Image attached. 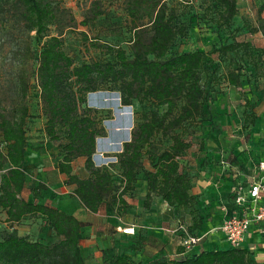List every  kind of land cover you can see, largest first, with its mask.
<instances>
[{"label":"rangeland","instance_id":"1","mask_svg":"<svg viewBox=\"0 0 264 264\" xmlns=\"http://www.w3.org/2000/svg\"><path fill=\"white\" fill-rule=\"evenodd\" d=\"M92 1L52 0L57 21L49 28L48 34H59L64 50L77 63L111 59L106 53L103 55L104 48L92 44L117 46L129 54L131 33L123 0H96L102 15L82 26L80 23L88 15ZM163 2L174 12L177 22L187 28L186 36L177 39L172 53L198 50L207 53L210 61L200 74V84L207 91L204 115L175 131L190 144L179 163L182 170L192 175L191 193L199 197V202L188 209L160 205L154 218L140 214L147 210L139 188L125 196L138 213L126 214L110 199L105 200L97 215L81 208L70 187L65 185V177L57 172L56 166L61 158L57 144L43 133L46 120L40 110L35 81V59L42 41L36 40L33 33L28 35L25 32L20 13L10 2L0 10V114L9 118L14 109L24 104L29 112L24 127L26 183L21 197L28 202L56 207L80 220L83 228L80 247L86 264H102L104 256L109 258L118 252L126 253L137 264L180 260L192 255L189 250L186 251L188 254L179 253L178 241L182 235L173 232L178 220L189 229L194 217L201 219L203 226L197 231L198 236L216 228L211 222L214 210L222 206L226 211L231 210V185L246 190L248 178L259 174L258 162L264 153V55L261 58L257 55L264 50V39L254 29L260 0H236L237 15L228 28L218 26V8L213 0ZM261 17L264 18V11ZM81 32L92 42L84 43ZM233 43L248 44V52L255 56H247L245 48L239 50L237 56L215 52ZM227 69L240 72V87L225 83L223 77ZM23 82L27 86L25 99L22 97ZM117 95L115 91L104 90L86 96V107L97 112L106 133L104 138L97 139L100 153H95L92 161L96 168H108L114 178L116 194L122 184L115 156L121 152L122 144L130 140V135L127 137L122 129L131 124L130 134L140 112L152 109L150 105L137 103L123 107ZM250 113L255 116L253 124L247 122ZM0 152H5L1 135ZM5 168L0 170V177ZM72 169L80 178L89 176L83 159L75 160ZM34 191L38 192L37 198ZM213 203L217 207L212 208ZM5 219L0 210V240L6 234H14L47 245L58 241L39 216L24 217L19 223H8ZM125 228L133 229V233L125 234ZM99 242L106 243L105 249H109L106 255H103L104 249L99 247ZM219 249L223 250L224 246Z\"/></svg>","mask_w":264,"mask_h":264},{"label":"trees","instance_id":"2","mask_svg":"<svg viewBox=\"0 0 264 264\" xmlns=\"http://www.w3.org/2000/svg\"><path fill=\"white\" fill-rule=\"evenodd\" d=\"M12 4L20 13L25 32L38 41L41 49L35 59V81L38 89L40 110L45 118L43 133L57 144L61 158L57 172L65 177V185L73 187L72 195L81 208L96 214L105 200L126 212L129 204L125 196L135 191L137 184H145L144 207L149 208L152 195L169 208L188 209L199 202L191 193L193 177L182 170L179 159L189 150L190 144L183 140L177 130L201 119L205 111L207 91L200 84V74L209 63V55L202 51L172 53L177 39L184 38L187 28L177 22L174 12L163 0H123L131 38L129 54L113 45H94L104 48L111 59L93 63H77L63 48L60 35H49L57 15L52 0H0L3 5ZM218 8V26L228 28L237 15L236 0H213ZM264 0H260L257 27L264 39ZM103 11L94 0L82 26L97 20ZM81 40L92 42L85 33ZM249 45L233 43L222 46L218 55L234 54ZM264 50L258 53L261 58ZM247 56L254 57L253 52ZM224 81L231 87L241 85V75L236 69H227ZM115 91L123 107L134 103L150 105L142 111L130 133V140L122 144L115 158L120 170L121 190L116 194L113 175L108 168H96L92 158L96 141L106 136L97 112L86 107V96L98 91ZM27 86L22 83V97L26 98ZM8 118L0 114V135L5 152H0V210L8 223H19L24 217H41L50 227L58 241L53 245L30 241L14 234H6L0 240V264H86L80 242L83 228L74 215L58 208L28 202L22 193L26 183L25 155L27 139L25 122L28 108L24 104L12 111ZM253 124L255 116L248 115ZM84 160L87 178L73 173L72 164ZM236 188V187H235ZM234 191H230L231 201ZM38 192L34 191L37 198ZM178 224L181 221L178 220ZM184 226V225H183ZM203 226L201 219H192L187 233L199 237L197 231ZM182 235V234H181ZM107 250H102L103 255ZM180 254H184L181 247ZM186 254V253H185ZM102 264H137L126 253L118 252ZM151 264H253L247 251L240 248L199 251L180 260H157Z\"/></svg>","mask_w":264,"mask_h":264},{"label":"built area","instance_id":"3","mask_svg":"<svg viewBox=\"0 0 264 264\" xmlns=\"http://www.w3.org/2000/svg\"><path fill=\"white\" fill-rule=\"evenodd\" d=\"M258 171L261 176L254 178L246 190L236 187L233 198V210L226 215L221 224L214 228L215 232L223 234L225 241L231 248H238L243 242L244 235L255 225L264 241V156L258 162ZM182 234L180 246L185 251L201 241V236L195 238L188 235L185 227L177 223L173 232ZM125 234L133 233V229H124ZM131 232V233H130Z\"/></svg>","mask_w":264,"mask_h":264},{"label":"crops","instance_id":"4","mask_svg":"<svg viewBox=\"0 0 264 264\" xmlns=\"http://www.w3.org/2000/svg\"><path fill=\"white\" fill-rule=\"evenodd\" d=\"M129 135L130 134H128V136ZM262 152H264V151H262ZM95 153L96 154L100 153V149H99L97 141H96V152ZM263 155H264V153H263ZM263 155L261 156V158L263 157ZM249 166L251 167V165H248V168H249ZM258 176L260 177L261 174L260 173L256 174L255 177L252 176L253 178L250 176L248 178V184L254 178H256ZM137 186L140 189V196H145V184L143 182H140L137 184ZM235 187H237V186L231 185L230 191L232 189H235ZM70 190H73V187H70ZM199 193L200 192L198 191V194ZM126 201L128 204H130L127 199H126ZM160 205L163 207L167 206L165 203H161L157 197L152 195V199H151L149 208L146 209L147 212L141 211L140 214H142V216L146 215V216H149V218H154V217H156V214H157V212H156L157 207ZM211 206H212V208L217 207L215 205V203L211 204ZM232 207H234L233 201H231V210L233 209ZM231 210L226 211L225 207H223V206L218 207V209L216 208V210H214V214L212 216L213 221H211V222L214 223V225L216 227H218L221 224V222L223 221V219L226 217V215L231 213ZM134 212L138 213V210L133 208L131 205H129L128 209L124 213L128 214V213H134ZM209 212H212V211H209ZM98 213H99V211L96 214H91V213L90 214L91 215H97ZM141 217H139V218H141ZM136 220H138V219H136ZM136 220H135V222L137 223L138 221H136ZM213 229L214 228H211L210 230H208V232H204L203 234H201V241L197 245L193 246L189 251H191L193 253H195V252L197 253L201 250H203V251H215V250H220L219 246H224L223 250L229 249L230 246L225 241L223 234L220 232H215ZM180 241H181V239L178 241L179 245H180ZM98 245H100L99 247L102 249L106 248L105 242H101V243L99 242ZM238 248L243 249V250L248 252L253 264H264V241L260 235V232H259L257 226H255V225L250 226V228L248 229V231L244 235L243 242L240 244V246ZM185 253L188 254V252H186V251L184 252V254Z\"/></svg>","mask_w":264,"mask_h":264},{"label":"bare ground","instance_id":"5","mask_svg":"<svg viewBox=\"0 0 264 264\" xmlns=\"http://www.w3.org/2000/svg\"><path fill=\"white\" fill-rule=\"evenodd\" d=\"M130 125L131 124H129L128 126H125L123 129H122V131L125 133V135L128 137V129L130 128ZM126 137V138H127Z\"/></svg>","mask_w":264,"mask_h":264},{"label":"water","instance_id":"6","mask_svg":"<svg viewBox=\"0 0 264 264\" xmlns=\"http://www.w3.org/2000/svg\"><path fill=\"white\" fill-rule=\"evenodd\" d=\"M118 96V95H117ZM118 98H119V96H118Z\"/></svg>","mask_w":264,"mask_h":264}]
</instances>
